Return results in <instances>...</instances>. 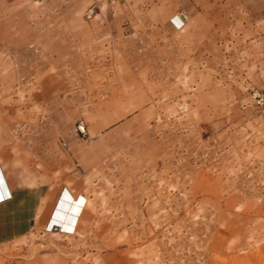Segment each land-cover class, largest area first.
Masks as SVG:
<instances>
[{
	"label": "rangeland",
	"instance_id": "1",
	"mask_svg": "<svg viewBox=\"0 0 264 264\" xmlns=\"http://www.w3.org/2000/svg\"><path fill=\"white\" fill-rule=\"evenodd\" d=\"M3 147L85 198L0 264H264V0H0Z\"/></svg>",
	"mask_w": 264,
	"mask_h": 264
},
{
	"label": "crops",
	"instance_id": "2",
	"mask_svg": "<svg viewBox=\"0 0 264 264\" xmlns=\"http://www.w3.org/2000/svg\"><path fill=\"white\" fill-rule=\"evenodd\" d=\"M80 174L71 173L69 178ZM29 180L21 167L13 165L9 147H3L0 150V250L39 230L70 234L83 215V193L76 194L68 187L31 185Z\"/></svg>",
	"mask_w": 264,
	"mask_h": 264
},
{
	"label": "built area",
	"instance_id": "3",
	"mask_svg": "<svg viewBox=\"0 0 264 264\" xmlns=\"http://www.w3.org/2000/svg\"><path fill=\"white\" fill-rule=\"evenodd\" d=\"M76 129L77 132L81 135V137L85 138L88 136L87 128L83 122L79 123ZM63 148L68 149V144L63 143Z\"/></svg>",
	"mask_w": 264,
	"mask_h": 264
},
{
	"label": "bare ground",
	"instance_id": "4",
	"mask_svg": "<svg viewBox=\"0 0 264 264\" xmlns=\"http://www.w3.org/2000/svg\"><path fill=\"white\" fill-rule=\"evenodd\" d=\"M182 21H181V19H179V18H176V16L175 17H173V18H171L168 22H167V24H168V26L170 27V28H172V29H178V28H180V26L182 25ZM64 202V201H63ZM65 203V202H64ZM60 207L61 206H59L58 208L60 209ZM57 208V207H56ZM70 208V207H69ZM68 233V232H67Z\"/></svg>",
	"mask_w": 264,
	"mask_h": 264
}]
</instances>
